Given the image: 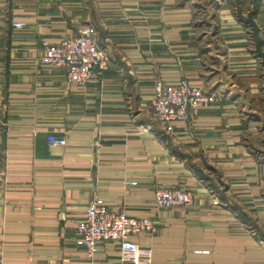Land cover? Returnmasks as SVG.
<instances>
[{
	"label": "crops",
	"instance_id": "obj_1",
	"mask_svg": "<svg viewBox=\"0 0 264 264\" xmlns=\"http://www.w3.org/2000/svg\"><path fill=\"white\" fill-rule=\"evenodd\" d=\"M87 24L110 68L75 86L42 41ZM184 78L222 102L169 134L154 84ZM0 101V264H122L76 243L95 197L159 225L135 238L152 264H264V0H0ZM159 187L193 202L160 209Z\"/></svg>",
	"mask_w": 264,
	"mask_h": 264
},
{
	"label": "built area",
	"instance_id": "obj_2",
	"mask_svg": "<svg viewBox=\"0 0 264 264\" xmlns=\"http://www.w3.org/2000/svg\"><path fill=\"white\" fill-rule=\"evenodd\" d=\"M218 7L225 8L232 0H212ZM26 22H12V27L26 28ZM41 64L62 68L66 80L75 86H86L93 82L99 73L110 68V58L97 40V28L92 24L79 28L75 37H63L57 43L42 41ZM222 97L202 86L190 83L187 79L168 83L157 80L154 84L150 108L158 120L164 124L167 133L174 132V123L189 122L196 113L210 106L219 105ZM2 105L0 101V106ZM53 146L66 147L65 135H48ZM135 186L136 182H128ZM193 193L183 188L159 187L155 191L154 202L160 209H172L192 204ZM159 225L151 218H137L124 210L113 211L99 197L88 204L85 218L76 229L78 246L84 248L87 258L93 262L103 243L119 245L122 264H152L153 250L142 247L135 238L140 235L156 236ZM208 252H205L207 254Z\"/></svg>",
	"mask_w": 264,
	"mask_h": 264
},
{
	"label": "rangeland",
	"instance_id": "obj_3",
	"mask_svg": "<svg viewBox=\"0 0 264 264\" xmlns=\"http://www.w3.org/2000/svg\"><path fill=\"white\" fill-rule=\"evenodd\" d=\"M203 1V0H202ZM215 11H217L218 12V10H217V8L215 9ZM204 28H206L205 26H204ZM151 109V108H150Z\"/></svg>",
	"mask_w": 264,
	"mask_h": 264
}]
</instances>
